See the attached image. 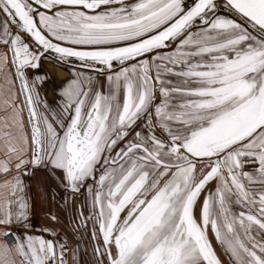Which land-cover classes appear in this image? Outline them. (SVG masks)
<instances>
[{"label":"snow or ice","instance_id":"obj_1","mask_svg":"<svg viewBox=\"0 0 264 264\" xmlns=\"http://www.w3.org/2000/svg\"><path fill=\"white\" fill-rule=\"evenodd\" d=\"M0 264H264V0H0Z\"/></svg>","mask_w":264,"mask_h":264},{"label":"crops","instance_id":"obj_2","mask_svg":"<svg viewBox=\"0 0 264 264\" xmlns=\"http://www.w3.org/2000/svg\"><path fill=\"white\" fill-rule=\"evenodd\" d=\"M55 69H56V71H54L55 74L50 71V75H51L53 80H57L58 81V79L55 78V75H57L58 78L65 77L67 75V73L64 70H62V68L56 67ZM41 93H42V97L46 98L50 104L53 103L51 97L54 96V93H53L51 84L45 85L42 88ZM84 243L86 244L87 240H85ZM216 247L219 250V246L216 245ZM81 258L82 259H88V257L84 256V254H83V245L81 247Z\"/></svg>","mask_w":264,"mask_h":264},{"label":"rangeland","instance_id":"obj_3","mask_svg":"<svg viewBox=\"0 0 264 264\" xmlns=\"http://www.w3.org/2000/svg\"><path fill=\"white\" fill-rule=\"evenodd\" d=\"M42 66H43V68H42L41 71H42V72H43V71H46V72L49 73V74H50V71L54 73V71H56L55 68L57 67V66H55L54 64H52V63H48V62H43ZM62 70H63V69H62ZM54 74H55V73H54ZM54 74H53V75H54ZM55 78H56V79H59V78L57 77V75H55Z\"/></svg>","mask_w":264,"mask_h":264},{"label":"water","instance_id":"obj_4","mask_svg":"<svg viewBox=\"0 0 264 264\" xmlns=\"http://www.w3.org/2000/svg\"><path fill=\"white\" fill-rule=\"evenodd\" d=\"M42 64H43V62H42ZM42 68H43V66L41 67V69H40V70H42ZM53 98H54V96H53V97H51V99H52V102H53Z\"/></svg>","mask_w":264,"mask_h":264}]
</instances>
